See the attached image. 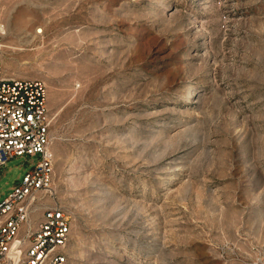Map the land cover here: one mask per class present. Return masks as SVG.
<instances>
[{
	"label": "rangeland",
	"instance_id": "374dc122",
	"mask_svg": "<svg viewBox=\"0 0 264 264\" xmlns=\"http://www.w3.org/2000/svg\"><path fill=\"white\" fill-rule=\"evenodd\" d=\"M0 20L6 73L47 86L66 264L264 262V0H0ZM36 163L0 167V203Z\"/></svg>",
	"mask_w": 264,
	"mask_h": 264
},
{
	"label": "built area",
	"instance_id": "2783aa9c",
	"mask_svg": "<svg viewBox=\"0 0 264 264\" xmlns=\"http://www.w3.org/2000/svg\"><path fill=\"white\" fill-rule=\"evenodd\" d=\"M5 36L0 20V167L22 157L37 163L0 203V264H66L72 219L53 202L55 156L47 86L6 73L1 54Z\"/></svg>",
	"mask_w": 264,
	"mask_h": 264
}]
</instances>
